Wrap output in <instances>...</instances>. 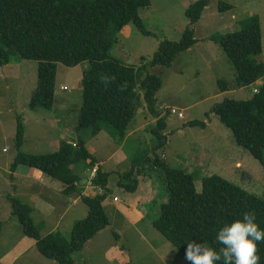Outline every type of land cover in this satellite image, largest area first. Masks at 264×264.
Masks as SVG:
<instances>
[{
    "label": "rangeland",
    "instance_id": "374dc122",
    "mask_svg": "<svg viewBox=\"0 0 264 264\" xmlns=\"http://www.w3.org/2000/svg\"><path fill=\"white\" fill-rule=\"evenodd\" d=\"M196 1L150 0V6L140 12L150 35L131 23L119 34L114 51V56L125 65L136 69L147 66L145 77L156 76L162 81L156 99L157 107L162 106L159 109L162 116L167 117L163 134L167 136L168 143L157 151L154 150L157 140L151 134V128L156 126L158 119L150 114L143 100L140 112L144 114L136 117L131 129L140 125H145V129L129 138L124 148L113 141L109 131H103L93 139L87 138L90 130L65 137L61 124L58 126L45 118L54 111L41 106L32 110L29 108L31 89L37 83L38 62L24 60L0 66V264H59L43 256L36 241L25 233L19 217L12 212L9 197L33 208V218L44 237L61 233L68 238L75 222L86 217L88 207L81 200L72 205L74 198L70 200L69 195L64 193L62 181L26 165L19 166L17 175H14L11 167L19 152L35 157L54 154L61 150V142H74L79 137L87 138L86 146L97 160L109 163L105 165L107 170L117 167L118 172H113L112 190L105 201L111 225L90 240L82 251L73 254L74 264H186L184 255L153 225V220L161 213V203L166 200L159 171H151L150 176H145L146 184L140 182L139 189L132 195L124 193L119 187L120 178L131 170L134 159L147 154L151 157L158 154L172 168L185 167L194 175L198 191L206 177L218 175L264 199L262 162L240 147L232 130L211 112L216 104L225 99H252L254 90L260 88L257 84L246 88L236 86L235 71L218 42L212 38L237 32L242 21L257 16L263 48L257 62L264 64V0H211L201 21L195 26L198 44L179 55L170 68L149 66L161 41H179L186 28L191 26L185 12ZM220 1L232 5L233 9L220 12ZM58 67L56 93L61 92L58 96L66 99L74 97L73 105H81V80L83 70L89 65ZM220 81L226 83L227 93H219ZM62 88L64 91H61ZM138 92L142 94L140 87ZM172 108L182 113L184 118L171 114ZM18 117L24 125L21 150L15 147ZM193 120H202L205 125L192 126L189 122ZM116 153L120 163L109 162L108 159L115 157ZM97 168L99 166L95 164V168L87 172L89 176L85 179L84 195L100 193L89 182ZM49 182L53 184L51 190L45 186ZM112 203L122 208H126L123 207L126 204L136 211L144 207L145 218L138 227L131 228V220L126 215L113 214L112 207L116 205ZM117 246L122 254L113 258Z\"/></svg>",
    "mask_w": 264,
    "mask_h": 264
},
{
    "label": "trees",
    "instance_id": "16d2710c",
    "mask_svg": "<svg viewBox=\"0 0 264 264\" xmlns=\"http://www.w3.org/2000/svg\"><path fill=\"white\" fill-rule=\"evenodd\" d=\"M210 3L211 0H199L186 9L191 26L186 28L179 41L160 42L149 63L150 68H170L179 55L198 44L195 25L201 21ZM149 6L150 0H0V66L24 60L37 61V86L29 108L41 106L53 112L58 65L78 68L88 64L81 80L82 106L75 134L90 130L91 138H96L103 131H109L112 139L123 144L143 100L150 114L158 119L151 134L157 140L154 150H160L168 143L163 134L167 117L162 116L156 99L162 81L156 76L145 77L147 66L136 69L114 56L119 34L131 23L150 35L140 14ZM218 6L220 12L233 9L223 1ZM240 24L239 31L213 36L212 39L218 42L233 67L237 87H250L259 81L262 85L252 99H225L211 112L232 130L236 143L259 159L264 168V64L257 62L263 51L261 26L257 16ZM100 75L115 77L116 83L106 86L100 81ZM125 81L128 83L126 90L118 91L117 85ZM219 84V93H227L226 83L220 81ZM139 87L142 94L138 92ZM189 123L192 126L205 125L202 120ZM23 142L24 125L18 117L17 150H21ZM95 162L86 141L79 137L72 143H63L61 150L54 154L35 157L19 152L11 171L16 172L21 165L38 169L50 178L62 181L64 193L71 196L79 191L80 172L93 170ZM151 171H159L166 196L153 225L183 255L186 244L197 237L218 248L215 243L218 230L225 223L242 219L245 212H254L256 222L264 229V199L218 175L206 177L198 191L193 174L185 167H170L158 154L134 159L131 170L120 178L119 187L134 194L139 178L150 176ZM112 177L110 172L101 168L97 170L91 185L100 193L81 196L88 214L75 222L68 238L61 233L44 237L33 218V208L9 197L12 212L19 217L25 233L36 241L43 256L59 264H74L73 254L82 251L90 240L111 225L105 201L111 192ZM259 255L260 264H264V243L259 244Z\"/></svg>",
    "mask_w": 264,
    "mask_h": 264
},
{
    "label": "clouds",
    "instance_id": "9594fccd",
    "mask_svg": "<svg viewBox=\"0 0 264 264\" xmlns=\"http://www.w3.org/2000/svg\"><path fill=\"white\" fill-rule=\"evenodd\" d=\"M99 79L106 86L116 83L115 77L107 75H100ZM127 87L125 81L117 85V90L123 92ZM215 243L218 248L198 237L191 239L184 249L186 264H260L259 244L264 243V229L256 222L254 212H245L242 219L225 223L218 230Z\"/></svg>",
    "mask_w": 264,
    "mask_h": 264
},
{
    "label": "crops",
    "instance_id": "0c3cea01",
    "mask_svg": "<svg viewBox=\"0 0 264 264\" xmlns=\"http://www.w3.org/2000/svg\"><path fill=\"white\" fill-rule=\"evenodd\" d=\"M14 63H17V62H14ZM36 82H37V71H36ZM256 84L259 85V87H261L262 81H259ZM36 86H37V83H36ZM36 86L31 89V91H32L31 92V95H32L33 91L36 89ZM63 89L64 88H62L61 91H64ZM258 90L259 89L254 90L253 94L255 95L258 92ZM60 93L61 92H57L56 93V96H55L54 114L51 113L50 115H46L45 118L46 119H49L50 121H53V122L57 123L58 126H60V124H61L62 125L61 128H63L62 131H63L64 136L65 137H68L70 134H74V132H75V127H76L77 122H78L79 113H80V109H81L82 103H81V105H80V103H78V105H73V101L75 100L74 97H70L68 99L62 98V96H58ZM59 102H60V105L61 106H59ZM75 103L77 104L76 101H75ZM161 107L162 106H160V108ZM141 113L144 114L143 111L139 112V114H141ZM70 129H73V130H70ZM143 129H145V125H140L137 128L130 129L128 131V135H127V138H126L125 142L122 145H120L121 148H124L125 147L126 143L129 141V138L134 137L137 131H140V130H143ZM87 138L93 139V138H91L90 135H87ZM87 138H84V140L86 141ZM113 141L115 142V140H113ZM63 143L64 142H61V146H62ZM68 143H72V142H68ZM117 154L118 153H116L115 157H110L108 159V161L111 162L113 160V161H117L118 163H120V159H118ZM95 161L96 162L94 164H96L97 166H99V168H101L103 171L110 172L112 174L115 171L118 172L117 169H116L117 167L116 168L115 167H112V170L110 171V170H107L106 167H105V165L107 163L105 164V162H101V161L97 160L96 158H95ZM120 165L121 164H119V166ZM87 172H91V169L80 172L81 181H80V184L78 185L79 191L76 194L69 196L70 197V200H72V198H74L73 203H72V205H74V206L78 204V202L81 200V196H83L85 194V192H84V185L86 183L85 182V179H87V177L89 176V175H87ZM13 174L14 175H17L16 172H13ZM27 176H30V175H27ZM38 178H40V177H38ZM143 178H145V179L144 180H141ZM140 182L146 184V182H147L146 181V177L143 176V177H140L139 178V186H140ZM45 186H46V188H48V190L53 189L52 182H49V183L45 184ZM139 186H138V189H139ZM121 190H123V189H121ZM124 193H128V192L124 191ZM128 194L129 195H132V193H128ZM112 205H116V206H113L112 207L113 214H115L116 216H118L120 214L121 215H126L131 220V228L138 227V225L140 224V222H142L143 219L145 218V213H144L145 212V209H144V207L141 210L136 211V210H133L132 207H130L129 205H126V204L123 205V207L126 206V208H122L121 206H118V204H113L112 203ZM87 214H88V211L86 213V216H87ZM120 254H122V253H121L119 247L117 246L116 250L113 252V258L120 257L121 256ZM124 262H127V261H124ZM125 264H127V263H125Z\"/></svg>",
    "mask_w": 264,
    "mask_h": 264
},
{
    "label": "built area",
    "instance_id": "2783aa9c",
    "mask_svg": "<svg viewBox=\"0 0 264 264\" xmlns=\"http://www.w3.org/2000/svg\"><path fill=\"white\" fill-rule=\"evenodd\" d=\"M199 1V0H198ZM171 114L173 115H177L180 119L181 118H184V115L182 113H179L175 108H172L171 109ZM95 168V167H94ZM99 169V168H97ZM97 169L91 174L92 175V178H90V184H91V179H93L95 176H96V173H97Z\"/></svg>",
    "mask_w": 264,
    "mask_h": 264
},
{
    "label": "bare ground",
    "instance_id": "6f19581e",
    "mask_svg": "<svg viewBox=\"0 0 264 264\" xmlns=\"http://www.w3.org/2000/svg\"><path fill=\"white\" fill-rule=\"evenodd\" d=\"M94 181V180H93ZM90 182V181H89Z\"/></svg>",
    "mask_w": 264,
    "mask_h": 264
}]
</instances>
